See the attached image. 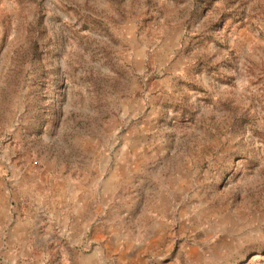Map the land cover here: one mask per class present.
<instances>
[{"label": "rangeland", "instance_id": "obj_1", "mask_svg": "<svg viewBox=\"0 0 264 264\" xmlns=\"http://www.w3.org/2000/svg\"><path fill=\"white\" fill-rule=\"evenodd\" d=\"M38 204L0 264H264V0H0V221Z\"/></svg>", "mask_w": 264, "mask_h": 264}, {"label": "crops", "instance_id": "obj_2", "mask_svg": "<svg viewBox=\"0 0 264 264\" xmlns=\"http://www.w3.org/2000/svg\"><path fill=\"white\" fill-rule=\"evenodd\" d=\"M38 215L34 216L28 213L24 217L20 219L8 218L7 220L1 222L0 221V229L2 234L0 236H24L23 240L26 243H23L24 246H30L29 237H34L36 241H40L39 234L44 233L47 228V220H50L49 215L47 214V208L41 204H38ZM25 209V207H24ZM24 212V210H23ZM31 215V216H30ZM42 216V217H41ZM46 222V223H45ZM81 237V236H80ZM92 239L94 245L88 254V259H79V260H66L63 256L60 259V264H142L143 251L144 249L140 245L128 244L127 240L115 241L112 236H94ZM157 236H149L148 237V246L152 248L155 245V240ZM28 240V241H27ZM114 240L116 244L113 248V258L112 260H116L115 262H111L108 259H103L101 256V251L107 250L106 245L109 242ZM147 249V248H145ZM148 250V249H147ZM27 257L28 264H45L43 260H41L38 254L34 253L33 246H31L28 253L25 255Z\"/></svg>", "mask_w": 264, "mask_h": 264}]
</instances>
